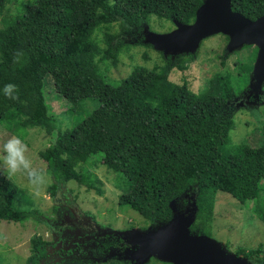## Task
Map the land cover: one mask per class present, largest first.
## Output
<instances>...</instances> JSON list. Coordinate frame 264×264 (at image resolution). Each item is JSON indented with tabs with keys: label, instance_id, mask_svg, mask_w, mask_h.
Masks as SVG:
<instances>
[{
	"label": "trees",
	"instance_id": "16d2710c",
	"mask_svg": "<svg viewBox=\"0 0 264 264\" xmlns=\"http://www.w3.org/2000/svg\"><path fill=\"white\" fill-rule=\"evenodd\" d=\"M202 1L0 0V124L21 139L33 127L51 136V144L39 155L54 178L49 187L52 196L71 180L102 195L100 179L86 165L97 160L122 176L118 184L122 209L138 211L153 225L169 221L173 199L182 210L194 200L197 212L190 230L207 235L218 191L243 203L260 196L264 125L258 146L247 142L228 146L236 109L230 104L236 96L231 77H213V83L223 86L224 96L194 92L186 79L173 82L171 70L184 72L196 54L163 56L164 61L152 68L137 64L118 84L110 83L103 71V66H116L126 48H153L143 42V28L151 26V17L191 23ZM16 3L13 9L11 4ZM231 4L233 11L250 19L264 14V0H231ZM115 22L134 35L132 44L118 38L111 28ZM97 30L104 35L102 41L96 37ZM254 58L239 64L240 74L251 75ZM47 75L71 106L88 98H97L100 106L75 126L62 128L49 113ZM6 84L16 85L18 100L4 95ZM99 153L100 159L93 158ZM21 195L23 189L0 171V221H44L42 211L31 203L24 207L15 203ZM255 213L264 222V207L256 206ZM111 243L117 244L115 239ZM52 244V237L33 235L25 264H103L76 255L50 262L45 259ZM235 252L254 264H264L263 244ZM108 264L123 263L115 259Z\"/></svg>",
	"mask_w": 264,
	"mask_h": 264
},
{
	"label": "rangeland",
	"instance_id": "374dc122",
	"mask_svg": "<svg viewBox=\"0 0 264 264\" xmlns=\"http://www.w3.org/2000/svg\"><path fill=\"white\" fill-rule=\"evenodd\" d=\"M16 5L17 3L11 4V7L14 9ZM150 25L151 30L160 33L175 28L171 20L159 19L155 16L151 17ZM111 28L117 32L119 39H124L126 43H133L134 35L123 30L118 22L113 23ZM96 37L102 41L104 39L102 31L97 30ZM228 42L229 38L224 34H216L204 39L195 53L196 58L190 62L188 68L184 72L176 68L172 69L169 78L178 84L186 79L189 88L194 92L205 91L212 95L224 96L223 86L213 83V77L216 74L228 75L231 77V84L236 95L239 96L242 91L249 88L250 75L240 74L238 66L240 63L251 62L254 56L256 58V46L247 45L248 47H242L227 54ZM146 54L148 55L147 59L145 58ZM163 56L154 47L132 46L126 48V51L120 55V61L116 66L113 64L107 67L103 66L105 70H102L110 83L118 84L121 78L129 75L135 65L141 64L152 68L164 61ZM44 90L49 113L56 116L57 122L62 128L75 126L100 106V101L97 98H88L75 107L71 106L56 91L50 75L45 76ZM262 96H264V84L263 94L259 97ZM240 103H237L240 105L239 107L237 105L235 107V126L230 131L228 146L242 142L258 146L263 136L264 103H254L248 107H244L243 102ZM13 135L15 134L0 124V143ZM22 139L29 148L26 155L32 161L33 167L45 173L46 183L42 186H34L24 174L11 176L24 191V195L15 198V203L22 204L23 207L30 206L31 203L32 206L42 211L44 221L36 218H31L22 223L0 221V264H25L30 254L31 237L39 234L46 239H51L52 224L50 222L57 219L62 211L60 207L64 205L75 208L77 214L86 213L99 224L110 225L115 230L133 227L147 228L151 225V222L147 223L138 211L120 207L119 195L121 190L118 188V184L122 183V176L119 173H114L97 160L91 159L86 165L100 179L104 190L102 195L94 189L88 190L85 186L71 180L61 184L56 195L52 196L49 187L54 182V178L50 174L46 162L39 155L40 150L51 144V136L43 128L33 127ZM100 157L101 154L99 153L93 158L100 159ZM260 185L262 189L260 196L245 203L226 192H217L215 217L210 236L226 244L231 251H236L239 247L254 248L260 244H263L264 250V222L255 213L256 206L264 207V180L261 181ZM54 206L58 208L57 213L53 211ZM101 263L108 264L110 262ZM122 263L133 264L130 260H123ZM146 264L163 263L161 261L154 262L151 259Z\"/></svg>",
	"mask_w": 264,
	"mask_h": 264
},
{
	"label": "water",
	"instance_id": "95a60500",
	"mask_svg": "<svg viewBox=\"0 0 264 264\" xmlns=\"http://www.w3.org/2000/svg\"><path fill=\"white\" fill-rule=\"evenodd\" d=\"M174 25L171 31L161 33L145 25L143 42L151 44L164 57L171 58L195 54L204 39L216 34L228 36L227 54L246 45H255L258 50L249 89L256 98L263 94L264 14L250 19L233 11L231 0H203L193 22L174 21ZM175 202V199L170 202L172 216L167 222L147 228L115 230L127 243L126 248L118 253L119 259L130 260L133 264H146L152 258L171 264H253L246 256L229 250L223 242L190 230L197 212L194 200L183 210L178 209ZM114 254L111 250L108 257Z\"/></svg>",
	"mask_w": 264,
	"mask_h": 264
},
{
	"label": "flooded vegetation",
	"instance_id": "af4514ba",
	"mask_svg": "<svg viewBox=\"0 0 264 264\" xmlns=\"http://www.w3.org/2000/svg\"><path fill=\"white\" fill-rule=\"evenodd\" d=\"M240 102L244 103V107L254 103L261 104L264 103V96L256 98L254 93L247 88L239 96L236 95L230 100V104L235 107ZM60 208L62 211L57 217L59 219L50 222L52 224L51 237L54 238L55 244L48 248V257L45 260L64 262L67 258H72L76 255L86 261L110 262L115 259L123 261L119 259L118 253H121L126 248L127 243L120 238L114 228L110 225L99 224L86 213L77 214L75 208L67 205ZM113 239L117 242L116 245L111 243ZM111 250L115 254L112 257H108ZM93 251H97L99 255L98 253H93Z\"/></svg>",
	"mask_w": 264,
	"mask_h": 264
},
{
	"label": "clouds",
	"instance_id": "9594fccd",
	"mask_svg": "<svg viewBox=\"0 0 264 264\" xmlns=\"http://www.w3.org/2000/svg\"><path fill=\"white\" fill-rule=\"evenodd\" d=\"M19 55V54H18ZM4 95L12 100H18L19 95L16 85L6 84ZM29 151L27 143L19 136H11L0 143V171L9 177L24 174L34 186H42L46 183V175L33 167L32 161L26 155Z\"/></svg>",
	"mask_w": 264,
	"mask_h": 264
}]
</instances>
